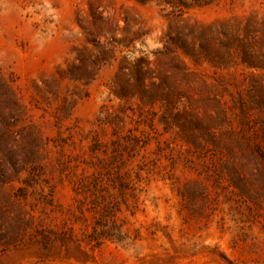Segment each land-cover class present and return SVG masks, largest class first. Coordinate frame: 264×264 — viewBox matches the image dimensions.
Returning <instances> with one entry per match:
<instances>
[{"label":"rangeland","instance_id":"1","mask_svg":"<svg viewBox=\"0 0 264 264\" xmlns=\"http://www.w3.org/2000/svg\"><path fill=\"white\" fill-rule=\"evenodd\" d=\"M262 55L264 0H0V264H264Z\"/></svg>","mask_w":264,"mask_h":264},{"label":"trees","instance_id":"2","mask_svg":"<svg viewBox=\"0 0 264 264\" xmlns=\"http://www.w3.org/2000/svg\"><path fill=\"white\" fill-rule=\"evenodd\" d=\"M237 43L240 45V47H241V49L243 51L244 57L247 58L248 56H246V55H248V54H246V53H248V49L247 48H248V45L250 43L244 42V41H242V39H237ZM200 48H201L202 51L205 52V49L203 48V46H201ZM190 57H193V56L190 55ZM247 59H248L249 62L251 61L250 60L251 58H247ZM260 60H261V62H264V55L261 56ZM219 61L221 62L223 60H219ZM210 63L216 64L215 62H213V60H210ZM252 67H255V66H252ZM256 67H262V66H256ZM142 70H143L142 67H139L138 70L136 71V74L135 75H136V79L137 80H140V76L142 74ZM218 78H219L218 79V82L221 83L220 85H223L225 83V81H224L225 79L222 78V77H218ZM254 78L257 79V77H254ZM252 83H255V82H253V80H252ZM262 84H263V87L262 86H258V85L257 86L262 91V93L264 94V83H260V85H262ZM251 85H252V89H249V92H250L249 97L250 98H253L254 101H257V99H259L258 102H256L257 107H256V105L254 107H246L247 102H246L245 98L243 97V95H241V92H238L237 93L238 94V97H237L238 98V101L237 102L239 103V113H240V117L242 118L243 121H245L247 123H249V113H250L251 110H253V109H260L261 106H259V105H262L264 107V103L262 101V97L257 92V89L258 88L256 89L255 88V85H253V84H251ZM117 96L118 97H123L124 96L123 92H121V89L117 92ZM245 125L248 126V124H245ZM253 147L259 153H263L262 150L259 149L258 146L254 145Z\"/></svg>","mask_w":264,"mask_h":264}]
</instances>
